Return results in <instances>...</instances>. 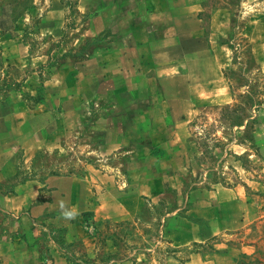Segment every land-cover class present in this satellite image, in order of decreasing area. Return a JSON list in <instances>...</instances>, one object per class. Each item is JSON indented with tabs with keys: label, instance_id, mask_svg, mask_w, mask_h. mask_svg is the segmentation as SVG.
<instances>
[{
	"label": "rangeland",
	"instance_id": "obj_1",
	"mask_svg": "<svg viewBox=\"0 0 264 264\" xmlns=\"http://www.w3.org/2000/svg\"><path fill=\"white\" fill-rule=\"evenodd\" d=\"M262 2L201 1L217 78L194 63L196 82L191 63L154 54L174 34L147 0H0V109L46 110V128L53 117L39 148L11 149L3 135L16 174L0 175V242L30 236L39 264H264ZM57 179L82 202L56 200ZM23 187L38 194L3 209ZM64 212L74 217L62 232Z\"/></svg>",
	"mask_w": 264,
	"mask_h": 264
},
{
	"label": "crops",
	"instance_id": "obj_2",
	"mask_svg": "<svg viewBox=\"0 0 264 264\" xmlns=\"http://www.w3.org/2000/svg\"><path fill=\"white\" fill-rule=\"evenodd\" d=\"M148 5L151 7V9L155 12L153 15L157 16L158 18H166L169 17L171 21V32H173L174 37L169 38H163L162 42L159 43L158 46L162 48V51L160 52H154V54L158 55V57H161L163 62L165 64H172V63H191V66H188V76L192 79L194 78V72L190 69H194V63H207L209 66H207L206 73L203 75L205 77L206 81H212L216 80V69L214 64L212 65V58L209 56L208 51V44L205 39L201 37V33H199V25L200 22L197 19V15L199 11L201 10V1L202 0H147ZM246 5V3H245ZM262 9L264 8V2L261 4ZM257 9H260L258 12L259 15H257V19L255 22H260L261 24H258L257 27L262 30L264 28V11L259 7ZM263 31V30H262ZM195 38V40L193 39ZM190 48V49H188ZM116 51H114L113 56H117V59L120 61L121 57H125L124 53H120L117 55H114ZM192 54V55H191ZM172 56V57H170ZM156 57V56H155ZM201 57V58H199ZM190 61V62H189ZM172 68V66H170ZM180 67V66H179ZM179 67L177 70H180ZM184 67V66H183ZM184 69V68H183ZM196 70L200 72V68L197 65ZM162 73V72H161ZM191 74L193 76H191ZM169 74L163 75L162 78L159 75V77L163 80L168 79ZM113 79H116V75L111 76ZM195 79V78H194ZM197 79V78H196ZM195 79V81H196ZM197 82V81H196ZM177 83V82H175ZM120 89L112 88V95H115L117 92L120 91L124 94V90H122L123 85L120 86ZM179 85L177 84L173 88L174 93H181L182 98L180 100H183L184 97L187 98L186 93L181 92ZM171 93V92H170ZM196 93H190V102ZM200 93H197L199 95ZM196 95V96H197ZM202 95L208 96V93H202ZM188 99V98H187ZM39 102V101H38ZM122 101L121 103H123ZM167 102H163V100L160 103H153L151 106H155L156 104L160 107V109H163V104ZM181 103H186L182 101ZM186 109H191L188 105L184 104ZM167 107H170V109L178 110L182 109L181 106H177L174 104H169ZM146 109V108H145ZM152 109V107H151ZM44 112V113H43ZM48 112L45 110H36V112L32 111H21L20 113H16L13 115L3 113L0 109V144L4 142V136L5 137L8 147L11 146V149L14 144L22 143L24 145L23 147L26 149H32V148H39V146L42 143L43 135H45L47 132H49V128H52V120L53 117L51 116L49 119V126L46 128L42 122L46 121ZM7 115V116H6ZM21 126H24V133L23 129L20 131ZM34 127L35 132L33 135V132L31 134L27 133L29 130ZM27 128V129H26ZM27 135L25 136V134ZM4 144V143H3ZM3 146V145H2ZM5 147V146H3ZM10 150V149H9ZM15 166H14V159H13V152H7L0 155V175L4 178H9L15 175ZM68 182V180H67ZM50 186H54L58 189L60 192V196L56 198H63L64 202H66L69 206H75L78 205V203H81L82 200H79L80 198L73 200L72 199V193L67 192L68 184L63 182V180H52L50 182ZM25 189H22L18 194L5 197L2 201V207L8 212L17 213L21 211L25 205V201L27 198L33 197L37 193V189H35V192H31V190L34 188H27L23 187ZM31 189V190H29ZM87 191H85V194ZM38 194V193H37ZM36 194V195H37ZM62 194H64L62 196ZM35 197V196H34ZM67 198V200H66ZM54 203V202H53ZM57 203V202H55ZM61 214V213H60ZM62 215V214H61ZM59 215L55 220H53L54 225H56L58 228H67L68 225L72 224L71 219L66 218L64 215ZM78 231V230H77ZM77 232V236L75 238L82 240L86 242L84 239L87 237L86 232ZM30 236H26V239L21 240L19 237H15L13 241L7 242V241H1L0 242V259L1 264H39V261L36 257L35 250L31 247V238ZM66 239V237H65ZM53 264H68L66 260H64L61 255H58L53 259Z\"/></svg>",
	"mask_w": 264,
	"mask_h": 264
},
{
	"label": "trees",
	"instance_id": "obj_3",
	"mask_svg": "<svg viewBox=\"0 0 264 264\" xmlns=\"http://www.w3.org/2000/svg\"><path fill=\"white\" fill-rule=\"evenodd\" d=\"M36 101H39V100L37 99ZM173 209H174V205H172L171 208H169V209H167L165 211V214L163 215V217H165L166 214L171 213ZM86 215H89V213H84L83 214V216H86ZM61 231L63 232L65 230L64 229H61ZM96 235H98L100 237V236H102V233L101 232L95 233V236ZM104 240H108V239L103 238V239L100 240V242L101 241L103 242ZM117 257H118L117 254H108V256L106 258L109 259V260H111L113 263H116V262H119V260H117Z\"/></svg>",
	"mask_w": 264,
	"mask_h": 264
},
{
	"label": "clouds",
	"instance_id": "obj_4",
	"mask_svg": "<svg viewBox=\"0 0 264 264\" xmlns=\"http://www.w3.org/2000/svg\"><path fill=\"white\" fill-rule=\"evenodd\" d=\"M61 208L63 209L64 208V204L61 203ZM63 215L66 217V218H73L74 217V213L73 212H64Z\"/></svg>",
	"mask_w": 264,
	"mask_h": 264
}]
</instances>
